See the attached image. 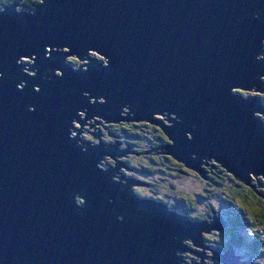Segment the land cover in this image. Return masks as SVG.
Returning <instances> with one entry per match:
<instances>
[{
    "label": "water",
    "instance_id": "1",
    "mask_svg": "<svg viewBox=\"0 0 264 264\" xmlns=\"http://www.w3.org/2000/svg\"><path fill=\"white\" fill-rule=\"evenodd\" d=\"M12 5L0 14V264H182L185 251L201 260L185 264H205L183 241L202 247L204 231L228 226L223 215L188 220L136 194L132 185L145 181L113 172L132 169L117 158L155 151L203 178L220 165L252 187L264 180L263 99L244 96L264 91V59H255L264 51V0H44L18 13ZM42 45L44 61L53 47L55 60L37 63ZM65 48L89 62L74 68ZM28 51L36 66L25 69L35 74H20L15 62ZM95 116L153 124L168 140L143 152L107 144ZM89 118V128L102 125L87 130L98 144L79 135ZM105 155L114 167L99 165ZM227 249L228 264H248Z\"/></svg>",
    "mask_w": 264,
    "mask_h": 264
},
{
    "label": "trees",
    "instance_id": "2",
    "mask_svg": "<svg viewBox=\"0 0 264 264\" xmlns=\"http://www.w3.org/2000/svg\"><path fill=\"white\" fill-rule=\"evenodd\" d=\"M38 1L39 0H11V3L20 2L21 6L25 7L23 8V10L29 11L38 4ZM68 61H70L71 64L76 65L75 62H73V60L69 58ZM262 99L264 103V96H262ZM137 126H141L144 128V130L142 131V135L135 131L138 130ZM110 130L111 133H114L115 136H118L119 138L124 140L131 148L137 151H140L141 149H151L153 146L166 143L168 140L164 132L159 127L146 122L127 124L120 123L118 125V128L111 127ZM144 134H147V138H144ZM104 137L111 138L114 136H108V134L106 133ZM142 139H145V141H142ZM157 155L161 158V162L163 161V159H165V161H171V171L176 177L181 175H189L192 172H196H194L193 169L187 168L182 162L177 161L175 158L166 154L159 155L156 152L151 153L150 155L151 160L156 163L155 165H158L160 163V161L157 160ZM128 158L127 162L128 164H130ZM142 158V160H144L145 155ZM130 165L132 166L133 164ZM155 165L149 164L147 162H142L141 164L134 165V167H132L134 175L142 179H146L150 184L149 187L144 189L136 187V194L147 198V195L144 191L151 189L152 191H150L154 196L151 195V197L149 196L148 198H154L157 199V201L160 200V202L166 203L172 209H176V213L186 217L188 220L194 219V221L199 220L200 222H202L203 218L206 219L208 217H211V215L213 214H222L224 219L229 222L227 232H224L228 235V241H225L224 245L226 246V248H228L229 246H233L234 249L236 248L235 251H237L241 256H246L247 253L245 251L250 252L249 255H251L253 253H259L260 248H264V226L259 227V224L264 225V185L263 187H261L255 177L252 179V185L254 188L251 185H247L249 187V190H247L246 186L243 187L242 185L245 183L239 181L233 175L227 173V171L220 165H217L216 168L207 166L206 175L209 178L208 181L210 183L214 185H217V183L223 184L222 180L220 179L219 181L217 178L220 177L223 179L222 175L228 174L227 176H229L237 186L235 189L228 191L229 194L226 195L228 198H216L214 203L210 204L208 209L204 208L205 210H201L203 209L202 207L196 206L194 204H191L189 201H186V199L189 198L188 195L180 193V190H178L174 186H167L168 188L166 190L160 189V187H163L162 184L160 183L161 185H159L158 183H155V181L156 179L161 178L160 175L157 174V170L163 169H157V166ZM163 172L166 173V171ZM200 178L202 179L203 177L201 176ZM163 179L165 178L163 177ZM179 194H182V196H180ZM255 205H259V210L256 211ZM179 208L181 209V211ZM198 210H201L203 213H198ZM248 229L250 233L247 232ZM213 231L214 230L204 231L203 234L210 235V233H212ZM209 243L217 245V243L222 242H216V240L211 239L209 240ZM220 245L221 244H218V246ZM256 257V264H262V262H264V253L256 255Z\"/></svg>",
    "mask_w": 264,
    "mask_h": 264
},
{
    "label": "rangeland",
    "instance_id": "3",
    "mask_svg": "<svg viewBox=\"0 0 264 264\" xmlns=\"http://www.w3.org/2000/svg\"><path fill=\"white\" fill-rule=\"evenodd\" d=\"M13 3V2H12ZM11 3V4H12ZM16 3V2H15ZM18 3V5H17V9H19V11H20V9L21 10H23V8H25V7H23V6H21V3L20 2H17ZM38 3H40V0L38 1ZM36 6V5H35ZM35 6L33 7V9L32 10H34V8H35ZM32 10H29V11H25V12H32ZM94 54V55H93ZM89 55L91 56V57H97V58H99V60H101V61H104V63L106 62V58L105 57H103V56H101V55H99V53H96V51H92V50H90L89 51ZM75 57H76V55H74ZM69 57V56H68ZM24 57H21L20 58V62L21 61H23L24 63H27V61H25L24 59H23ZM28 60H31L32 62H33V60L31 59V58H29L28 57ZM73 62H75V64L76 65H73L75 68H77L78 67V65H82V64H84V60H79L77 57H76V59H75V61H73ZM82 69H86V66H82L81 67ZM27 72H29V73H31V74H35V72L34 71H30V70H26ZM257 88V87H256ZM256 89L255 88H252V90H246V92H244V93H247L248 95H253V93H260V92H258V91H255ZM261 96H264V94H260ZM92 100H93V98H92ZM101 100H102V98H101ZM127 109V108H126ZM125 109V110H126ZM128 110V109H127ZM80 117H81V120L84 118V116H85V113L84 112H82V111H80ZM163 114H166V113H163ZM157 116H160L161 118H167V115H160V114H156ZM172 116H174V115H172ZM264 116V115H263ZM93 119H95V120H102V122H104V121H106V119H103V118H101V117H97V116H95V117H93ZM92 118H90V119H86V123L87 124H83V128H82V130L83 131H81V133L79 134L84 140H87V141H90L91 143H96V144H98L99 143V140L97 139V137H95L94 135H93V133L91 134V133H89V132H94V127H98V128H95V131H97V130H99L100 131V128H102V125H100V124H95V125H93L92 127H90L89 128V123L90 124H93L94 123V120H93ZM168 122V121H167ZM120 123H139V122H136V121H132V120H130V121H127V120H124V121H121V122H104V125H105V129H103L104 131L101 133L102 135H101V137H102V139L108 144L109 142L111 143V144H113V141L114 140H118V141H121V143L122 144H120V148H124L126 145H128L124 140H122L121 138H119V137H111V138H106V137H104V135H106V131H108V129H109V132H111V127H113V128H118V125L120 124ZM74 124L77 126V125H79L78 123H77V120H74ZM153 125V124H152ZM155 126V125H154ZM79 127H80V125H79ZM137 128H138V130H135V131H137L139 134H141L142 135V131L144 130V128L143 127H141V126H137ZM79 129V128H78ZM87 130L89 131V132H87ZM77 129H74L73 130V134H75L76 135V133H77ZM114 134V133H113ZM145 135V137L144 138H147L146 136H147V134H144ZM166 135V134H165ZM108 136H110V135H108ZM167 137V136H166ZM142 141H145V139H142ZM158 146V145H157ZM129 147V146H128ZM153 147H155V146H153ZM146 149V148H145ZM149 149V148H148ZM144 150H140V152H143ZM157 151H161V149H159V150H157ZM151 153H155V151H153V152H151ZM151 153H146V154H141V155H136V154H130V157L128 158V161H129V163L130 164H133L131 167H134V165H139V164H141L142 162H147V163H149V164H152V165H155L156 163H154L152 160H151ZM157 154H159V155H163V153H157ZM145 155V158H144V160H142L143 158V156ZM106 157V158H105ZM115 158H117V156H114ZM118 159H121V160H123V161H127V157L126 156H122V157H120V158H118ZM142 160V161H141ZM147 160V161H146ZM157 160H161V158L157 155ZM206 161H207V159H205ZM204 160V161H205ZM170 162L171 161H165V159H163V161L161 162L160 161V163L158 164V165H155V166H157V169H159V168H162L163 170H157V174L158 175H160V177L161 178H159V179H156V181H155V183H158L159 185H161L162 184V186L163 187H160V189H162V190H166L168 187H172V186H174L175 188H177L178 190H180L179 192L180 193H184V194H187L188 195V197L189 198H187L186 199V201H189L191 204H194V205H196V206H199V207H202L203 209H201V210H205V209H208V207L210 206V204H213L214 203V201L216 200V198H219V199H224V198H228L226 195H228L229 194V190H233V189H235L236 188V184H235V182L229 177V176H227V175H222V177H223V179L222 178H220V177H218L217 179L220 181V179L222 180V182H223V184H218L217 183V185H214V184H212V183H210L208 180H209V178L207 177V178H200L201 176H200V174L198 175V173L197 172H195V173H190L189 175H181V176H175L173 173H172V169H171V167H170ZM209 162H210V160H209ZM114 163H115V161L111 158V157H109L108 155H105L104 156V160L102 161L101 160V162H100V166L102 167V168H108L109 166H110V168L111 167H114ZM120 172H121V174L119 173V172H117V173H114L116 176H121L122 174H124V176L126 175L127 177H132V176H134V177H136L134 174H133V171L132 170H127V169H125V168H122L121 167V169H118ZM163 171H166V173H164ZM221 172H223V171H221ZM228 173V172H227ZM252 175V174H251ZM125 176V177H126ZM165 178V179H163V177ZM126 177V178H127ZM137 178V177H136ZM140 178V177H139ZM257 180H258V182L259 183H263L264 182V180H263V178L260 176V175H258L257 177H255ZM112 179H114V180H116V181H119V178L118 177H115V176H113L112 177ZM141 180H143V181H146V182H149V181H147L146 179H142V178H140ZM121 180V182H125L126 183V181H125V179H120ZM161 183V184H160ZM173 184V185H172ZM245 185H247V184H245ZM168 186V187H167ZM132 187H133V189H135L136 187H138V188H140V189H144V188H147L148 186H146V185H138V184H134V185H132ZM240 187V186H239ZM247 188H248V186H246ZM151 190V189H150ZM149 189L148 190H145L144 192L146 193V195H147V197H151V195L152 196H154L152 193H151V191H150ZM221 192V193H220ZM174 194H176V193H174ZM224 194V195H223ZM180 196H182V194H179ZM174 197H177V196H174ZM250 197H252V196H250ZM77 200H79V201H84L83 200V198L82 197H77ZM218 202V201H217ZM169 208L171 209V210H175L176 211V209H172L170 206H169ZM205 208V209H204ZM255 208H256V211L257 210H259V205H255ZM180 209V208H179ZM201 210H198L197 212L198 213H203ZM180 211H181V209H180ZM248 215V214H247ZM216 216V215H215ZM249 216V215H248ZM211 217H212V215H211ZM204 220V218L202 219V221ZM226 227H228V226H226ZM259 227H262V225L261 224H259ZM217 233L219 232V231H216ZM223 235L225 236V239L224 240H227L228 241V235L227 234H225V233H223ZM227 238V239H226ZM186 241L184 242L185 244H189L190 245V243H192V241H191V239L190 238H188V239H185ZM189 241H190V243H189ZM209 245V244H208ZM208 245H206L207 247H208ZM191 247H192V249L194 250V249H197L198 251L200 250V251H202V247H198V246H195V245H190ZM226 248V246H224V248H221L220 249V251H222L223 249H225ZM209 249H204V252L207 254ZM179 255H180V253H179ZM181 255H183L184 257L182 258L186 263H191V259L194 261H197V262H201V260H200V257H197L196 255H194V254H192V253H190V252H187V251H185V252H181ZM208 258V259H207ZM205 257V258H203V261H205V264H215L213 261H215V258H213V260H210V259H212V258H209V257ZM243 261H245V259H243ZM182 264H185L184 262H182ZM216 264H218V263H216ZM220 264H224L222 261H220Z\"/></svg>",
    "mask_w": 264,
    "mask_h": 264
},
{
    "label": "snow or ice",
    "instance_id": "4",
    "mask_svg": "<svg viewBox=\"0 0 264 264\" xmlns=\"http://www.w3.org/2000/svg\"><path fill=\"white\" fill-rule=\"evenodd\" d=\"M40 3L43 4V3H44V0H40ZM10 6H13V5L11 4V0H0V14H5V13H7V12H8V9H9ZM14 10H15L16 13L19 12V9L14 8ZM251 15H252V17H253L254 19H257V20L260 19V16H261V14H260L259 11H254V12L251 13ZM49 43L55 45V44L52 43V42H49ZM261 43L264 44V39H261ZM39 47H40L39 55H40L41 59H40V61H37V63H49V62L55 60V57L52 55L53 53H57L56 50H55V47H53L52 49H50L51 60H49V61H44V59H43L44 55H47V53L44 52L43 45H42V46H39ZM69 47L72 49V51L77 52V53L79 54V50H78V49H74V48H72V46H71L70 44H69ZM26 51H27V50H26ZM31 51H36V49L33 48ZM28 53H29V54H24V55H23L24 60L27 61V63H25L26 66H22V67H21V64H22V63H20V62L18 61V59H17L16 62H15V63H16V66H17V72L20 73V74H24L23 72H21V69H24V68H26L27 66H33V67L36 66L35 64L32 63L31 60H28V57L31 55V52L28 51ZM61 53H63V54H67V55L69 56V59H71V60H73V61H75V59H76L75 56H71V55H70V53H69V49H67V48L63 49V52H61ZM61 53H58V54H61ZM83 55H87L86 50L84 51ZM93 55H94V54H93ZM19 56H21V55H19ZM63 56H64V55H63ZM33 59H35V58H33ZM62 59H63V57H62ZM255 59H256V60L264 59V51H262V52L260 53V55H256V56H255ZM61 75H62L61 73H56V74H54V76L57 77V78H60ZM27 76H28V77H31V78H33V79H35V77H32L31 74H29V75H27ZM4 78H6V72H4V71H0V79H4ZM52 79H53V77H52ZM260 79H261V80H264V76H261ZM21 81H26V80H24V79H20V82H19L18 84H16L15 87H16L17 89L24 90L25 87H26V84L21 83ZM35 91H36L37 93H39V92L41 91V89H40V88H37V89H35ZM229 91H230V93L232 94V91H233L232 86L230 87ZM235 91H236L237 93H241V89H240V88H236ZM260 94H264V91H260V93H253V95H260ZM247 95H248L247 93H244V96H245V97H246ZM28 111L31 112L32 109H29V108H28ZM257 115H259V113H257ZM260 119H261V121H264V117H261ZM76 127L79 128V125H77ZM75 204H79L81 207H84V206H85L84 203H83L82 201H79V200L75 201ZM120 219L122 220V217H121ZM262 226H264V225H262ZM223 231H224L225 233L227 232V227H226V225L223 227ZM219 237H220V234L217 233L215 237H209V239H212V238L219 239ZM189 243H190V242H189ZM262 253H264V248H260L259 253H253V254L249 255V256L247 257L248 264H256V255H258V254H262ZM207 255H208L209 258H212V257H213V253H212V252H208ZM231 256H232V253L229 251V249H227V248L223 249L220 253H218V257H219V259H218V264H220V261H223L224 264H228V261L231 259ZM262 264H264V262H262Z\"/></svg>",
    "mask_w": 264,
    "mask_h": 264
},
{
    "label": "flooded vegetation",
    "instance_id": "5",
    "mask_svg": "<svg viewBox=\"0 0 264 264\" xmlns=\"http://www.w3.org/2000/svg\"><path fill=\"white\" fill-rule=\"evenodd\" d=\"M104 131V130H103ZM128 157H130V155L128 156ZM127 157V158H128ZM213 167H217V166H213ZM213 167H211V168H213ZM136 176V175H135ZM137 177V178H136ZM136 177H134V176H132V177H129L131 180H132V182L134 181V180H136V181H138L139 183H140V178L138 177V176H136ZM145 184H148L147 186L149 187L150 186V184H149V182H146L145 181ZM138 185H140V184H138ZM243 185V187L244 186H247V185H245V184H242ZM246 189L247 190H249V187L247 188L246 187ZM258 192V191H257ZM210 217H208V218H206V220L207 219H209ZM247 232H249V229H248V231ZM250 233V232H249ZM216 234H217V232L216 231H213L212 233H210V235H208V234H205L204 235V245L202 246L203 248H206V245H208V251L207 252H212V253H216V254H218V253H220L221 251H220V249L221 248H224V244H225V241H227V240H224L223 239V235L222 234H220V237H219V239H216V238H212L213 240H216V242H222V243H217V245L216 244H210L209 243V240H211V239H209V237H215L216 236ZM192 243H190V245H191ZM218 244H221L220 246H218ZM189 244H185V250H190V251H192L193 249H192V247L190 246ZM193 245V244H192ZM194 252L195 253H197V254H200V255H202V256H204V257H208V255L206 254V253H204V252H202V251H198L197 249H194ZM247 254H246V256H241V255H239L238 254V252H237V254H238V256L241 258V259H247V257L249 256V254H250V252H247V251H245ZM257 258V257H256ZM214 263L216 264V263H218V260L215 258V261H214ZM197 264V263H196Z\"/></svg>",
    "mask_w": 264,
    "mask_h": 264
},
{
    "label": "bare ground",
    "instance_id": "6",
    "mask_svg": "<svg viewBox=\"0 0 264 264\" xmlns=\"http://www.w3.org/2000/svg\"><path fill=\"white\" fill-rule=\"evenodd\" d=\"M47 51H48V50H47ZM92 51H95V50H92ZM47 54H48V53H47ZM86 56H87V55H84L83 57H86ZM30 57H31V59H32V58L35 57V55L32 54V55H30ZM23 59H24V58H23ZM32 60H33V59H32ZM83 60L85 61L84 63L89 62L88 59H87V60H86V59H83ZM20 63L24 64L23 66H26V64H25L23 61H21ZM32 63H33V62H32ZM26 68H28V66H27ZM24 69H25V68H24ZM25 70H27V69H25ZM34 70H36V69L33 68V71H34ZM55 71L58 72L59 70L55 68ZM91 99H92V98H91ZM93 100H94V99H93ZM96 100H97V99H96ZM263 104H264V103H263ZM126 110H127V109H126ZM84 111H86V109H85ZM89 119H90V118H89ZM111 122H113V121H111ZM118 123H119V122H118ZM74 129H75V128H73L71 132H73ZM79 134H80V133H79ZM102 141H103V140H101V142H102ZM105 158H106V157H105ZM117 159H118V158H117ZM118 160H119V159H118ZM102 161H103V160H102ZM111 168H112V167H111ZM120 168H121V167H120ZM120 168H119V169H120ZM118 171H119V170H118ZM206 172H207V171H206ZM113 173H116V172H113ZM223 195H224V194H223ZM83 200H84V198H83ZM159 201H160V200H159ZM187 239H188V238H187ZM242 241H243V240H242ZM189 242H190V241H189ZM244 242H245V241H244ZM246 247H247V246H246ZM235 249H236V248H235Z\"/></svg>",
    "mask_w": 264,
    "mask_h": 264
},
{
    "label": "clouds",
    "instance_id": "7",
    "mask_svg": "<svg viewBox=\"0 0 264 264\" xmlns=\"http://www.w3.org/2000/svg\"><path fill=\"white\" fill-rule=\"evenodd\" d=\"M260 184V183H259ZM194 220V219H193ZM195 221H199V220H195ZM207 221V223H210V221H212V217L211 218H209V219H207L206 220ZM228 225H229V222H228ZM214 231H218V230H214ZM218 233H220V234H222L223 235V233H224V231L223 230H220ZM229 233V232H228ZM223 239H225V236L223 235ZM186 240H184L183 241V244L185 245V242ZM240 260H241V258H239Z\"/></svg>",
    "mask_w": 264,
    "mask_h": 264
}]
</instances>
